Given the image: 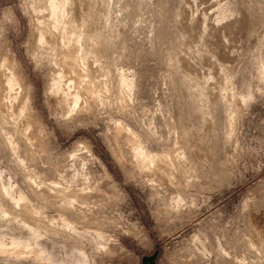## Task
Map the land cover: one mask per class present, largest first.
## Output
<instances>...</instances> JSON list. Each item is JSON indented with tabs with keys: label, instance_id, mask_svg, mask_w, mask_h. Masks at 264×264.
I'll return each mask as SVG.
<instances>
[{
	"label": "rangeland",
	"instance_id": "374dc122",
	"mask_svg": "<svg viewBox=\"0 0 264 264\" xmlns=\"http://www.w3.org/2000/svg\"><path fill=\"white\" fill-rule=\"evenodd\" d=\"M75 1L68 87L47 0H0V264H264V0Z\"/></svg>",
	"mask_w": 264,
	"mask_h": 264
},
{
	"label": "bare ground",
	"instance_id": "6f19581e",
	"mask_svg": "<svg viewBox=\"0 0 264 264\" xmlns=\"http://www.w3.org/2000/svg\"><path fill=\"white\" fill-rule=\"evenodd\" d=\"M74 1L75 0H47V9L49 10V13L50 15H52V17L54 18V22L55 23V28L56 30H54V32L50 33V35L53 37V39L56 40V43L58 42L60 46L59 48V51H60V55L62 56V61L61 62H64L65 64H69L70 68H73L72 71H75L76 74H74V76H71L70 77V81L68 83V87L70 86L71 87V84H73V80L71 79H81V81H85L86 78L88 76H90V73H89V70H88V67H79L77 66L76 64L78 63V59L74 58L72 61L70 60L71 58H69L68 54H70L71 51H74V50H77V48H81L83 45H88L87 46V49L88 51L90 52H95V49H96V44H97V30L96 29H92L89 25H87L85 22H86V19H89L91 18L92 22H93V15L94 14H91L90 12L88 13H85L84 11H78V14L76 13H72V15L70 17H67L68 15H66V12L67 10L69 9L70 11L73 9V4H74ZM99 1V0H98ZM83 2V1H82ZM89 2V1H88ZM76 3V1H75ZM41 4V3H40ZM89 4V3H88ZM37 5V4H36ZM94 5V4H93ZM90 8V7H89ZM68 10V11H69ZM76 10V9H75ZM82 10V9H81ZM74 11V10H73ZM77 12V11H76ZM71 13V12H70ZM95 21V20H94ZM95 24V22H94ZM47 26V25H46ZM54 26V25H53ZM52 26V27H53ZM67 26H72L73 28H78V29H81L79 31H74L75 33H73V36L71 38V41H70V44L69 46L67 47V49H63V37H65V34H66V28ZM94 26V25H93ZM71 27V29H72ZM42 28V27H41ZM96 28V27H95ZM49 29V28H48ZM47 29V30H48ZM69 29V28H68ZM77 29V30H78ZM46 30V31H47ZM46 31H39L38 30V39L42 42V40L44 41L47 36L45 34ZM51 31V30H50ZM47 33V32H46ZM48 33V34H49ZM84 34V38L85 39H82L81 36H83L82 34ZM72 34V33H71ZM49 35V38L51 39V36ZM47 38V39H49ZM46 39V40H47ZM85 40V41H84ZM92 40L93 41V46L88 42ZM50 41V40H49ZM47 41V42H49ZM61 43H60V42ZM65 42V41H64ZM45 43V42H44ZM98 45V44H97ZM51 46V45H50ZM93 47V48H92ZM78 54V53H77ZM78 57H81L80 55H78ZM59 61V60H58ZM71 62L75 63L74 64H71ZM12 64V63H11ZM14 65V64H13ZM74 67H77L76 69H74ZM15 68V66H14ZM61 69V68H60ZM63 70V69H62ZM62 72V71H60ZM59 72V73H60ZM2 74V73H1ZM63 77V75H61ZM65 77V76H64ZM8 78V77H7ZM22 78V77H21ZM61 78V77H60ZM58 78V79H55V82H54V86L55 88H57L58 92L59 91H63V85L61 83V79ZM19 76H14L13 78H8V85L10 86L9 89L11 90V87L14 86V84L16 83H20L19 80ZM6 80V79H5ZM5 80L3 79H0V90L3 88V86H7V84L4 85V82ZM16 82V83H15ZM20 85V84H19ZM96 87L95 83H93V86L91 85V87L89 85H86V89L85 90H94V88ZM13 88V87H12ZM92 88V89H91ZM4 91V90H2ZM61 91V92H62ZM82 91V89H81ZM9 92V91H8ZM61 92H60V95H61ZM65 92V91H64ZM67 93V92H66ZM65 94V93H64ZM66 95V94H65ZM64 95V96H65ZM80 96H81V92L80 90L79 91H75V102H74V106L75 105H78V101L80 100ZM66 97V96H65ZM28 106V105H27ZM27 108V107H26ZM25 110V109H24ZM20 112V111H19ZM30 117V116H28ZM27 125V124H26ZM121 129H117V136L119 135ZM116 136V137H117ZM12 141V140H11ZM133 143H135V152L141 157L142 159V162H143V165H149L151 164L154 159H156V156L152 155L151 153L147 152V151H144L142 150L141 148V144L137 141H132ZM164 164L165 165H172V161H169L167 159L164 160ZM158 170L160 171V173L163 172V168L162 166H158ZM165 173V172H164ZM19 200V199H18ZM17 200V201H18ZM24 206V205H23ZM24 208V207H23ZM27 209V206L25 205V210ZM33 221V220H32Z\"/></svg>",
	"mask_w": 264,
	"mask_h": 264
}]
</instances>
